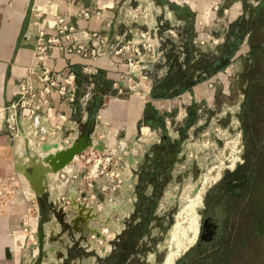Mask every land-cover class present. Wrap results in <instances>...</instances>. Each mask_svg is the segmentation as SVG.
Segmentation results:
<instances>
[{
    "label": "crops",
    "instance_id": "0c3cea01",
    "mask_svg": "<svg viewBox=\"0 0 264 264\" xmlns=\"http://www.w3.org/2000/svg\"><path fill=\"white\" fill-rule=\"evenodd\" d=\"M152 1L157 7L186 6L193 19V33L189 36L188 49L175 38H170L166 45L171 47L176 71L153 73L149 69L152 63H147L142 72L148 81H144L138 72L128 73L123 54L112 51L124 39L139 40L143 32L120 18L127 7L123 0H0V106L17 97L20 81L36 83L35 75L29 74V67L36 64L33 51L36 31L42 29L47 35L54 34L58 15L75 25L76 41L96 47L98 53L96 59H90L54 47L48 49L45 65L61 76L67 72L74 74V101H64L52 93L49 103L31 120L24 117V110L18 111V135L13 138H9L0 121V264H76L80 249L88 248L89 242L81 238L84 226L69 221L74 215L69 204L60 208L57 196L80 199L84 192L82 201L98 211L97 219L89 221L88 227L100 233L104 232L103 227L111 231L113 219L120 220L111 216L113 209H120L125 200L132 198L131 187L136 183V172L143 160L142 149V153H136L142 147L140 138L157 135L167 122L174 125L178 113L184 111L182 105L206 109L213 104L217 93L226 94L233 72L229 63L239 70L247 54L264 56V0H222L221 6L227 12L210 9L207 15L204 11L213 0ZM85 9L89 11L88 18L81 16ZM153 10L152 15H156ZM171 11L175 13L173 7ZM127 14L129 11L123 15ZM198 20L202 23L198 24ZM150 26L145 25L146 32L154 43L157 59L163 61L165 46L162 39L149 32ZM92 32L102 37L103 43H98L97 37L90 35ZM182 56L187 57L188 69H192L193 75L198 74V79L179 87V74L185 67ZM202 60L208 64L197 67L196 63ZM186 120L185 124L189 123ZM84 130L103 143L101 151L116 150L123 157L120 160L126 168L118 193L108 196L93 187L96 198L90 199L91 193L79 178L61 184L56 173L48 175L46 194L34 197L14 168L16 157L24 155V137L36 148L39 142L66 143ZM42 133L44 139L40 140L38 136ZM40 217L45 220L43 247L53 250L36 262V242L26 241L25 233L31 231L35 235Z\"/></svg>",
    "mask_w": 264,
    "mask_h": 264
},
{
    "label": "rangeland",
    "instance_id": "374dc122",
    "mask_svg": "<svg viewBox=\"0 0 264 264\" xmlns=\"http://www.w3.org/2000/svg\"><path fill=\"white\" fill-rule=\"evenodd\" d=\"M123 2L127 7L122 11L120 18L131 22L133 27L136 25L141 28L143 33L146 32L145 25H151L149 32L154 33L158 40L162 39L161 44L165 46V59L161 61L158 58L150 62L152 66L149 69L153 73L176 71L171 47L166 45L170 43V38H175L184 44V49H188L189 36L193 33V19L189 9L183 5L157 7L152 0ZM172 7L175 13L171 11ZM150 9H154L156 15H152ZM127 11L129 14L123 15ZM153 25L156 26L154 30L151 29ZM145 36L149 37V33ZM186 58L182 56L181 59L185 67L179 74V87L198 79V74L193 75L192 69H188ZM206 64L208 62L202 60L198 61L196 66L204 67ZM229 64V69L232 68L233 72L226 94L217 93L213 104L206 109L203 106L182 105L184 111L178 113L174 125L167 122L166 128H161L157 135L140 138L144 148L141 147L136 153L143 152V158L148 148L157 143L161 136L165 135L169 139L181 137L178 142L179 151L169 175L159 186L158 195L153 202L146 233L140 238L136 252L124 261L125 264H163L166 256L172 252L175 255V264L197 239L196 237L193 242H189L195 224L198 226L197 234L200 230L207 192L212 189L217 191L216 188L220 187L221 191H226L230 183H245L249 181V176L258 187L260 212L259 217H250L245 224L259 229L258 264H264V56L259 53L247 54L243 62H240L237 68L239 70H234L233 63ZM184 119L189 123L185 124ZM89 149L95 148L88 147L81 153L85 155ZM113 152L123 158L118 151ZM84 158L85 156H77L74 162L81 165ZM234 171H237V178L231 182V173ZM100 181L101 179L97 180ZM220 181L223 184L218 185ZM86 189L91 193L90 199H95L92 188ZM150 190L151 187L147 186L145 192L149 193ZM131 191L132 198L125 200L120 209H113L115 211L111 216L119 217L120 220L117 222L113 219L111 231L103 227L102 236L86 235L89 246L84 250L80 249L76 264H100L112 250L118 234L127 224L134 225L137 222L138 218L131 217L136 199L134 185ZM114 193H118V189ZM257 250L251 254H257Z\"/></svg>",
    "mask_w": 264,
    "mask_h": 264
},
{
    "label": "built area",
    "instance_id": "2783aa9c",
    "mask_svg": "<svg viewBox=\"0 0 264 264\" xmlns=\"http://www.w3.org/2000/svg\"><path fill=\"white\" fill-rule=\"evenodd\" d=\"M221 1H211L204 14L207 15L210 9H220L222 14L226 13L227 8L221 6ZM81 16L88 18L89 11L87 9L83 10ZM197 22L198 24L202 23L200 20ZM74 31L75 25L62 15L56 17L54 34L47 35L42 29L36 31V40L33 48L36 64L29 67V74L35 75L36 83L20 81L16 87L17 97L7 105L0 106V121L3 123L9 138L18 135V126L16 124L18 111L24 110V117L27 120H31L44 105L49 103L52 93L64 101H74L76 90L74 74L67 72L61 76L59 72L43 63L45 53L52 47L80 57L96 59L98 56L96 47H86L76 41L73 36ZM146 33L142 32L139 40L124 39L117 43L112 50L115 54H123L125 56L128 73L138 72L139 78L144 81H148L146 74L142 72L146 64L157 59L154 43L148 36H145ZM90 35L97 37L95 32L90 33ZM103 40L102 37H97L98 43H103ZM146 88L149 90V86L146 85ZM44 134H40L38 138L43 140ZM77 156H85L81 165L74 162ZM66 166L69 168L67 169ZM66 166L57 172L59 183L63 184L68 179L79 178L85 187L93 188L97 185L96 190L108 196L122 186L126 168L119 156L113 151H98L95 149H89L85 155L82 153L75 155ZM98 179H101V181L97 182ZM80 199L83 200L84 198ZM68 204L69 200L66 196H57V205L60 208L63 209ZM23 230L25 231V229ZM11 234H15V232L11 231ZM25 239L32 244L36 242V237L31 231L25 233Z\"/></svg>",
    "mask_w": 264,
    "mask_h": 264
},
{
    "label": "flooded vegetation",
    "instance_id": "af4514ba",
    "mask_svg": "<svg viewBox=\"0 0 264 264\" xmlns=\"http://www.w3.org/2000/svg\"><path fill=\"white\" fill-rule=\"evenodd\" d=\"M236 173H231V182L236 180ZM249 177L245 183H230L226 191L221 187L208 191L197 239L175 264L259 263V229L245 224L250 217H259L260 212L258 187ZM81 234L85 239L89 232L82 230ZM255 249L257 254H251Z\"/></svg>",
    "mask_w": 264,
    "mask_h": 264
},
{
    "label": "water",
    "instance_id": "95a60500",
    "mask_svg": "<svg viewBox=\"0 0 264 264\" xmlns=\"http://www.w3.org/2000/svg\"><path fill=\"white\" fill-rule=\"evenodd\" d=\"M88 147H93L98 151L103 148V143L96 141L88 130L77 133L67 144L63 141L39 142L36 148L30 143L28 144V139L24 137V155L16 157L14 168L26 181L34 197H39L46 194L48 190V175L56 174L69 164L75 155L80 154ZM84 197L85 193L83 192L80 194V198ZM69 209L74 212V215L69 219L70 222L81 223L89 233L96 237L102 236L96 228L87 225L89 221L96 220L98 216V211L94 209L93 205L71 197ZM44 221V218L40 217L35 227L36 262H40L42 257L53 250L52 247L46 249L43 247L46 241Z\"/></svg>",
    "mask_w": 264,
    "mask_h": 264
},
{
    "label": "trees",
    "instance_id": "16d2710c",
    "mask_svg": "<svg viewBox=\"0 0 264 264\" xmlns=\"http://www.w3.org/2000/svg\"><path fill=\"white\" fill-rule=\"evenodd\" d=\"M180 139L181 137L169 139L163 135L157 143L148 148L137 169L134 184L136 199L131 217L132 219L138 218L137 222L134 225L133 223L127 224L118 234L112 250L100 261V264H125L124 261L128 256L136 252L140 238L146 233V226L150 220L149 216L152 213L159 186L167 179L179 151ZM147 186L151 187L149 193L145 192Z\"/></svg>",
    "mask_w": 264,
    "mask_h": 264
},
{
    "label": "bare ground",
    "instance_id": "6f19581e",
    "mask_svg": "<svg viewBox=\"0 0 264 264\" xmlns=\"http://www.w3.org/2000/svg\"><path fill=\"white\" fill-rule=\"evenodd\" d=\"M69 168V167H68ZM67 168V169H68ZM195 224V223H194ZM193 227V226H192ZM197 231H198V226L197 224L194 225L193 227V231H192V237L190 238V241L189 242H193L197 236ZM173 253V252H172ZM168 254L164 260V263L163 264H173V260H174V257L175 255L174 254ZM176 253V252H175Z\"/></svg>",
    "mask_w": 264,
    "mask_h": 264
}]
</instances>
